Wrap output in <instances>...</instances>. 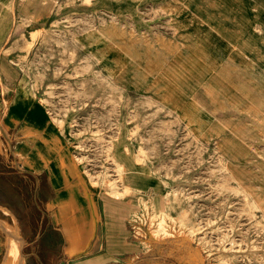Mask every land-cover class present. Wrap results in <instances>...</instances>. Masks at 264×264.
<instances>
[{"label": "rangeland", "instance_id": "obj_1", "mask_svg": "<svg viewBox=\"0 0 264 264\" xmlns=\"http://www.w3.org/2000/svg\"><path fill=\"white\" fill-rule=\"evenodd\" d=\"M78 3L75 14L24 38L17 53L50 115L71 129L91 184L113 198H136L135 216L151 237L184 238L208 264H264V88L242 79L232 89L206 74L211 109H240L207 113L208 123L217 116L226 128L206 131L169 91L183 89L191 57H232L237 36H262L264 0H130L122 15L115 1ZM187 11L194 15L180 16ZM168 38L181 48H169ZM152 77L163 81L154 86ZM227 148L248 156L233 171ZM143 174L157 190L132 188ZM10 250L17 256L16 245Z\"/></svg>", "mask_w": 264, "mask_h": 264}, {"label": "crops", "instance_id": "obj_2", "mask_svg": "<svg viewBox=\"0 0 264 264\" xmlns=\"http://www.w3.org/2000/svg\"><path fill=\"white\" fill-rule=\"evenodd\" d=\"M65 1L0 0V264H208L184 238L151 237L135 216L136 198H113L91 184L75 155L71 129L50 115L30 75L19 65L17 52L24 38L52 18L79 9L80 0L66 8ZM113 1L119 5L114 14L122 15V5L130 0H107ZM192 15L187 11L180 16ZM231 27L226 31L239 33ZM260 30L262 36L253 33L230 42L232 57H191L186 62L190 67L184 70L183 89L174 85L169 91L183 98L184 112L195 129L223 130L222 119L216 116L208 123L207 113L240 111L235 104L227 110L221 104L211 109L206 74L231 81L232 89L242 79L250 88H264L256 84L257 79L264 82V25ZM166 42L169 48H181L179 40ZM161 80L152 77L154 86ZM225 151L231 170L248 157L232 148ZM132 184L136 191L157 190L159 182L143 174ZM13 245L17 256L10 250Z\"/></svg>", "mask_w": 264, "mask_h": 264}]
</instances>
